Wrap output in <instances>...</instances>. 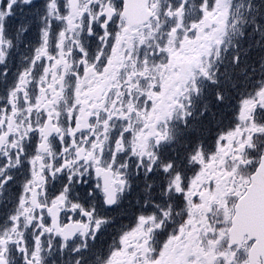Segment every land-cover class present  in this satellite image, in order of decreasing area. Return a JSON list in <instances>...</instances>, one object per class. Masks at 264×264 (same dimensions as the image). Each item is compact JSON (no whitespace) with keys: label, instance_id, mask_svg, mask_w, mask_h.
<instances>
[{"label":"snow or ice","instance_id":"obj_1","mask_svg":"<svg viewBox=\"0 0 264 264\" xmlns=\"http://www.w3.org/2000/svg\"><path fill=\"white\" fill-rule=\"evenodd\" d=\"M0 264H264V0H0Z\"/></svg>","mask_w":264,"mask_h":264}]
</instances>
